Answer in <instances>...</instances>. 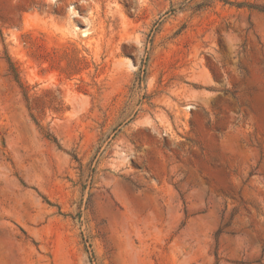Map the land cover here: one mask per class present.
<instances>
[{
	"label": "rangeland",
	"instance_id": "374dc122",
	"mask_svg": "<svg viewBox=\"0 0 264 264\" xmlns=\"http://www.w3.org/2000/svg\"><path fill=\"white\" fill-rule=\"evenodd\" d=\"M0 264H264V0H0Z\"/></svg>",
	"mask_w": 264,
	"mask_h": 264
}]
</instances>
